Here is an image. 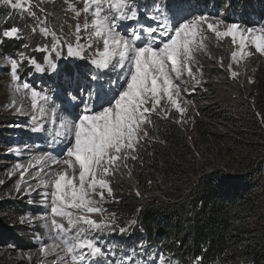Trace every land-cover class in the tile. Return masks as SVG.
Wrapping results in <instances>:
<instances>
[{"label": "snow or ice", "instance_id": "6c2138e0", "mask_svg": "<svg viewBox=\"0 0 264 264\" xmlns=\"http://www.w3.org/2000/svg\"><path fill=\"white\" fill-rule=\"evenodd\" d=\"M44 2L3 0L31 18L28 31L39 32L48 42L31 48V53L42 54L41 60L29 54L25 43L23 50L5 54L0 62L11 87L4 108L26 116L27 131L42 141L8 148L17 159L6 172L9 178L19 177L15 193H35L46 208L39 216L26 213L19 218L29 226L40 222L46 230L44 236L33 233L39 243L37 264H178L162 253L145 255L143 245L116 258L115 246L105 244L101 234L130 235L142 209L121 220L104 205L118 203L114 179L131 178L132 163L143 166L144 145L157 142L154 117L181 126L195 122L199 111L186 97L205 83L202 59L226 67L230 77L239 80L248 57H264V22L250 26L226 19L222 12L200 9L198 0H81L82 7L66 0L65 11L76 22L56 25L50 24L55 15ZM24 31L21 25H9L0 31V44L24 39ZM209 34L230 39L227 64L225 57L211 53ZM37 74L56 88L37 85L31 80ZM247 83H254L251 76ZM250 103L254 106V98ZM256 115L264 125V114ZM134 192L142 196L138 187ZM8 247L31 264V251ZM192 264H204V256H196Z\"/></svg>", "mask_w": 264, "mask_h": 264}, {"label": "trees", "instance_id": "16d2710c", "mask_svg": "<svg viewBox=\"0 0 264 264\" xmlns=\"http://www.w3.org/2000/svg\"><path fill=\"white\" fill-rule=\"evenodd\" d=\"M198 7L250 26L264 22V0H198ZM7 23L21 24L0 6V31ZM17 44L16 40L6 41L3 53L15 51ZM43 80L48 82L36 84L56 88L52 80ZM206 89L192 94L199 111L192 129L154 119L157 142L147 143L141 156L143 166L134 164L147 173V179L140 180L146 196L137 197L124 188L117 195L118 203L107 204L106 209L121 220L142 209L140 223L128 238L115 236L105 242L115 246L116 258L143 245L145 255L162 253L178 264H192L198 255L204 256V264L217 260L219 264H264V125L256 115L264 114V68L257 70L253 92L237 113L218 103L213 89ZM253 98L254 106L250 103ZM24 120L19 116L0 124V157L4 161L12 155L7 149L17 145L14 141L37 142L24 128ZM17 124L21 127H14ZM195 152L200 153L199 158ZM1 164L0 179L5 180L2 186L6 189V163ZM143 179L151 180L153 189ZM25 206L0 192V248L13 250L8 244L16 242L17 249H36L30 228L15 223ZM0 264H4L1 255Z\"/></svg>", "mask_w": 264, "mask_h": 264}, {"label": "rangeland", "instance_id": "374dc122", "mask_svg": "<svg viewBox=\"0 0 264 264\" xmlns=\"http://www.w3.org/2000/svg\"><path fill=\"white\" fill-rule=\"evenodd\" d=\"M76 2L79 7L83 6L81 3V0H76ZM0 6H3V8L9 10V17L13 16V19L16 21V23H21L20 25L23 26V28L25 29L24 31L25 38L16 40L18 43L17 44L18 49H16L15 51H12L9 53H3L2 51L3 44L8 40H6L3 44H0V62H2V58L4 57L5 54H11L19 50H23L21 46L25 43L30 45V48L28 50L29 54H34L38 60H41L42 54L31 53V48L35 47L37 44H40V43H47L48 40L42 37L39 32L30 33L28 31V29H30L33 26V23H34L33 20L29 18L25 13L11 10L7 6H5L3 4V0H0ZM42 6L47 8L49 13H54L55 15V20L50 19V24L59 25L62 22H66V24H74L76 22L72 18L71 13H66L65 11L67 8L66 0H45ZM84 19L85 17L82 15L79 18L80 23H83ZM258 25L259 24H257V26ZM7 27H8V23H7ZM69 31L70 29L65 26L64 32L67 33ZM10 41H13V40H10ZM207 43H208L211 53L217 57L219 56L225 57V64H227L228 58L230 56V52L232 50L230 39L226 38L222 40H217L215 36L209 34L207 36ZM75 63H81V61H76ZM202 64H203L205 83L200 88H197V90H200V89L202 90L206 88L213 89L212 92L215 94L217 102L237 113V111L239 110V107L241 105H244V103L246 102V99L253 92V89H252L253 84L247 83V77L251 76L253 80L255 79L257 70L259 68H264V57H261L258 54L248 57L246 60V63H244L243 67L240 69L242 74L239 80H233L230 77V74L226 67L222 69L217 64H215L211 60H208L207 58L202 59ZM68 66L71 67V65H68ZM25 70L26 71L30 70L27 64H25ZM31 80H34L35 82L39 81L40 83L44 81L43 77L40 76L39 74L31 77ZM44 82L46 83L48 81H44ZM192 96L193 95H190V96H187L186 98L193 100ZM10 98H11V87H10L8 73L4 68L0 67V124H4L13 118H19V116L15 115L13 112L8 111L4 108V105L8 103ZM25 103L26 104L30 103V100L26 98ZM24 117H25L24 122H26L28 118L26 116ZM153 119H155V117ZM192 124L193 123L190 122L186 125H183L182 127L185 128V130H190L192 129ZM27 127L28 125L25 123L24 128L26 130H27ZM14 142L16 144H21L22 142H25V141L16 140ZM38 142L40 141L37 140L36 143L39 144ZM146 146L147 144L144 145L143 150L140 152V157L143 156L142 154L144 153ZM8 154H11V153H8ZM16 159L17 157L14 154L10 155V157H8L6 161H4L2 157H0V166H2L1 163L3 162L6 163L3 167V168H6L4 169L5 173L7 172V169L16 162ZM134 164L135 163H132L131 165L132 167V177L131 178L125 175L123 178L117 177L116 179H114L113 186H114L115 191L117 192V195L119 194V192L124 191V188L127 191L132 190L133 193H135L134 189L138 187L142 193V197L146 196L144 195L145 190L143 189V186H141L140 180L144 177H146L147 179V173H143L139 171L137 166H134ZM18 178H19L18 175L12 176L11 178L8 177L7 183L9 186L6 189L2 185H0V192L3 191V196H5L6 198L7 194L10 191H12L11 199H13L14 201L23 202V204L26 205L24 207L26 208L25 212L22 215L26 213H30L33 216H39L43 214L44 212H46V208L42 205L41 197L39 195H36L34 193L31 197H26L21 194L15 193V191L13 190V185ZM145 181L147 180H144V182ZM148 186H150V189H151L153 184L151 185L148 184ZM29 200L33 202L29 203ZM110 202L111 201L105 203L104 207L106 208L107 204ZM34 205H37L38 208L32 209ZM15 223L21 224V226L24 228L28 227L27 228L28 230L30 228L31 231L29 232L32 236L31 240L33 243H36V249L34 250V252L26 248H23V247H20L19 249L23 250L24 252L31 251L34 254L31 264H37L39 257L36 255V252L39 247V243L33 239V233L38 232L40 233L41 236H44L46 230L42 227L40 222L31 224V226H29V224L27 223L22 224L19 218H15ZM133 230H136V228H134ZM132 232L134 231H131V234ZM101 235L105 243L107 239H114L115 236L128 238L129 234H125L123 236H121L119 233L113 234L111 236L106 235V234H101ZM12 244L17 245L16 242H11V243L9 242L8 245H12ZM0 255H1V258L4 264H29V262L26 259L21 258V255L18 251L9 250L7 247L0 248ZM48 259L51 260V259H54V257H49Z\"/></svg>", "mask_w": 264, "mask_h": 264}]
</instances>
